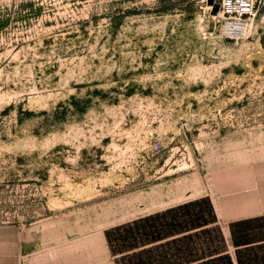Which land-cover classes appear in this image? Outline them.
Here are the masks:
<instances>
[{"label": "rangeland", "instance_id": "374dc122", "mask_svg": "<svg viewBox=\"0 0 264 264\" xmlns=\"http://www.w3.org/2000/svg\"><path fill=\"white\" fill-rule=\"evenodd\" d=\"M261 126L264 0L241 17L207 0H0V226L22 264H124L111 229L179 198L197 202L180 216L198 248L222 249L202 153ZM229 230L232 254L242 230L264 264V216Z\"/></svg>", "mask_w": 264, "mask_h": 264}, {"label": "crops", "instance_id": "0c3cea01", "mask_svg": "<svg viewBox=\"0 0 264 264\" xmlns=\"http://www.w3.org/2000/svg\"><path fill=\"white\" fill-rule=\"evenodd\" d=\"M213 141L202 153L199 167L209 182V194L216 211L217 222L221 225L224 246L217 251L196 250L179 264H202L205 261L213 264L215 257L223 255H227L232 264H239L238 259L242 264H247L246 257L242 253L247 244L234 245L236 247L234 254L230 252L227 242L230 236L229 228L235 222L264 216V126L222 134ZM181 200L183 199L179 198L176 201L172 200L173 202L159 204L156 210H166L182 203ZM152 206L155 208L154 205ZM196 229L197 227L193 231L188 230L178 235L192 233ZM97 247L95 245L90 248V250L94 249L93 258L98 255ZM22 257V239L19 230L12 226L1 225L0 264H22ZM97 261L99 263H96ZM97 261L94 260V264H102L99 257ZM111 261L115 264L114 258Z\"/></svg>", "mask_w": 264, "mask_h": 264}, {"label": "trees", "instance_id": "16d2710c", "mask_svg": "<svg viewBox=\"0 0 264 264\" xmlns=\"http://www.w3.org/2000/svg\"><path fill=\"white\" fill-rule=\"evenodd\" d=\"M196 204L197 202H189L178 205L112 228L111 238H109L111 249L114 246V241L124 244L125 252H121L120 255L124 259V264H179L184 258L188 259L191 252L195 253L196 250L204 252V247V249L198 248L197 231L178 235L196 228L187 229L186 224H183L184 222L187 223V220H183V216H180L181 210L184 211L185 208ZM251 220L235 222L231 227ZM192 221L190 219V225H192ZM231 235L235 246L251 243L237 239V237H246L245 231L234 232L231 230ZM219 240L223 242L222 236ZM224 260L226 263L232 264L227 255L215 257L213 264ZM211 263L205 261L202 264ZM238 263L242 264L240 259H238ZM116 264L121 263L116 261Z\"/></svg>", "mask_w": 264, "mask_h": 264}, {"label": "built area", "instance_id": "2783aa9c", "mask_svg": "<svg viewBox=\"0 0 264 264\" xmlns=\"http://www.w3.org/2000/svg\"><path fill=\"white\" fill-rule=\"evenodd\" d=\"M222 14L248 16L254 11L256 0H216Z\"/></svg>", "mask_w": 264, "mask_h": 264}, {"label": "bare ground", "instance_id": "6f19581e", "mask_svg": "<svg viewBox=\"0 0 264 264\" xmlns=\"http://www.w3.org/2000/svg\"><path fill=\"white\" fill-rule=\"evenodd\" d=\"M210 7L208 6V9H209ZM229 25H231V26H235L236 28H238V29H244V28H246V21H241V20H239V21H235V22H232V21H230L229 22ZM94 238V237H93ZM92 239V238H91Z\"/></svg>", "mask_w": 264, "mask_h": 264}, {"label": "water", "instance_id": "95a60500", "mask_svg": "<svg viewBox=\"0 0 264 264\" xmlns=\"http://www.w3.org/2000/svg\"><path fill=\"white\" fill-rule=\"evenodd\" d=\"M207 3L212 5V12H217L219 9V5L216 0H207Z\"/></svg>", "mask_w": 264, "mask_h": 264}]
</instances>
